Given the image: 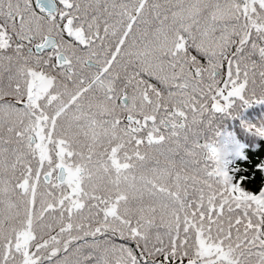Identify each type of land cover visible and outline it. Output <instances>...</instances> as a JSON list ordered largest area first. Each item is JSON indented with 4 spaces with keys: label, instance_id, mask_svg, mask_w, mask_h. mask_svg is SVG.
<instances>
[{
    "label": "snow or ice",
    "instance_id": "obj_1",
    "mask_svg": "<svg viewBox=\"0 0 264 264\" xmlns=\"http://www.w3.org/2000/svg\"><path fill=\"white\" fill-rule=\"evenodd\" d=\"M264 0H0V264H264Z\"/></svg>",
    "mask_w": 264,
    "mask_h": 264
},
{
    "label": "trees",
    "instance_id": "obj_2",
    "mask_svg": "<svg viewBox=\"0 0 264 264\" xmlns=\"http://www.w3.org/2000/svg\"><path fill=\"white\" fill-rule=\"evenodd\" d=\"M261 107H264V101H256L252 105H250V108L259 109Z\"/></svg>",
    "mask_w": 264,
    "mask_h": 264
}]
</instances>
